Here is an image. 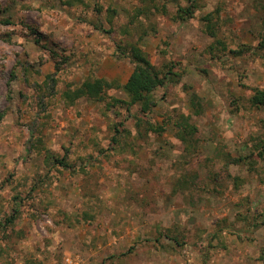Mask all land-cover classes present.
<instances>
[{"label": "rangeland", "instance_id": "374dc122", "mask_svg": "<svg viewBox=\"0 0 264 264\" xmlns=\"http://www.w3.org/2000/svg\"><path fill=\"white\" fill-rule=\"evenodd\" d=\"M134 45L168 75L148 115L114 101ZM260 91L264 0H0V264H262Z\"/></svg>", "mask_w": 264, "mask_h": 264}, {"label": "trees", "instance_id": "16d2710c", "mask_svg": "<svg viewBox=\"0 0 264 264\" xmlns=\"http://www.w3.org/2000/svg\"><path fill=\"white\" fill-rule=\"evenodd\" d=\"M184 16H191L193 14L191 8H187L184 10ZM206 22H210L209 18H206ZM8 23V22H6ZM208 32H212V27L208 25L207 27ZM34 33V32H33ZM37 35V33H36ZM36 44L41 48H44L41 42V36L38 34L36 39ZM127 57L131 60L134 65V71L128 80V82L122 87L123 91L127 95V101L123 100H114L115 103L120 105H126L129 108L133 106H139L141 108V113L144 115H148L150 111L155 107V102L153 98L154 92L161 87H165L167 84L168 75H164L156 66L152 64L146 53L139 48L138 46L134 45L131 46ZM178 65V64H176ZM175 64L171 68L169 74L173 79L179 78L182 74L176 72ZM57 72H59V66L57 67ZM115 85L109 83L103 79H97L91 82L85 83L83 86L77 88L74 91H67L65 93V97L69 103L73 104L77 100L81 98H88L91 100H95L101 103H104L106 100V93L108 90L114 88ZM254 106L262 107L264 109V91L258 92L257 98L252 100ZM191 107L193 111H195L196 115H200L202 112V104L198 99L197 95H194L191 99ZM112 107V106H110ZM180 125L179 128H183V136L182 141L186 144H190L192 138L195 136L196 128L192 124H190L189 119L185 116L180 119L178 122ZM116 135L121 134L119 127L116 126ZM150 130L160 133V129L154 128L153 126L150 127ZM116 141V137L114 138ZM244 159H238L237 162L241 163ZM56 163L62 167L67 168L65 161L63 159L56 160ZM262 219H258L257 223L254 224L255 229H264V215L261 216ZM14 219L12 218L8 221L9 224H12ZM175 242L179 243L177 238ZM262 264H264V248L262 249V254L260 257Z\"/></svg>", "mask_w": 264, "mask_h": 264}, {"label": "built area", "instance_id": "2783aa9c", "mask_svg": "<svg viewBox=\"0 0 264 264\" xmlns=\"http://www.w3.org/2000/svg\"><path fill=\"white\" fill-rule=\"evenodd\" d=\"M63 264H86V261L81 255L68 252L64 254Z\"/></svg>", "mask_w": 264, "mask_h": 264}, {"label": "crops", "instance_id": "0c3cea01", "mask_svg": "<svg viewBox=\"0 0 264 264\" xmlns=\"http://www.w3.org/2000/svg\"><path fill=\"white\" fill-rule=\"evenodd\" d=\"M71 253L79 254V255H81L85 259V255L83 253L79 252V251H77V252H71Z\"/></svg>", "mask_w": 264, "mask_h": 264}]
</instances>
